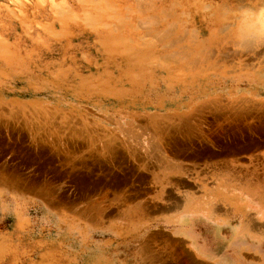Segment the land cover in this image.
Here are the masks:
<instances>
[{"label":"rangeland","instance_id":"obj_1","mask_svg":"<svg viewBox=\"0 0 264 264\" xmlns=\"http://www.w3.org/2000/svg\"><path fill=\"white\" fill-rule=\"evenodd\" d=\"M256 74L264 0H0V264H193L155 224L264 174Z\"/></svg>","mask_w":264,"mask_h":264},{"label":"crops","instance_id":"obj_2","mask_svg":"<svg viewBox=\"0 0 264 264\" xmlns=\"http://www.w3.org/2000/svg\"><path fill=\"white\" fill-rule=\"evenodd\" d=\"M262 87L264 77L256 74L243 90H255L257 98L264 99ZM254 157H259L258 163L230 160L221 171L207 170L195 173L204 177L188 178L212 185L200 195L205 200L195 210L174 212L155 224L157 234L166 238V247L189 249L193 264H264V193L240 184L264 181L261 155Z\"/></svg>","mask_w":264,"mask_h":264},{"label":"bare ground","instance_id":"obj_3","mask_svg":"<svg viewBox=\"0 0 264 264\" xmlns=\"http://www.w3.org/2000/svg\"><path fill=\"white\" fill-rule=\"evenodd\" d=\"M99 12V11H98ZM95 18V17H94ZM260 20V19H259ZM85 21V20H84Z\"/></svg>","mask_w":264,"mask_h":264}]
</instances>
